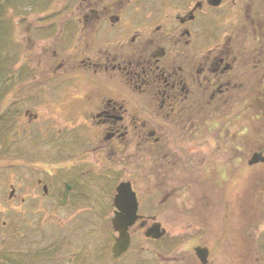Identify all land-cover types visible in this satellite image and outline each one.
<instances>
[{
	"label": "flooded vegetation",
	"instance_id": "flooded-vegetation-1",
	"mask_svg": "<svg viewBox=\"0 0 264 264\" xmlns=\"http://www.w3.org/2000/svg\"><path fill=\"white\" fill-rule=\"evenodd\" d=\"M59 6L17 5L27 46L13 58L14 122L37 167L10 184L14 246L0 264H128L133 243L138 254L151 245L159 263L178 261L177 245L158 243L179 236L167 225L180 194L214 177L240 188L251 177L264 205V0ZM123 183L137 216L128 249L114 255Z\"/></svg>",
	"mask_w": 264,
	"mask_h": 264
},
{
	"label": "rangeland",
	"instance_id": "rangeland-1",
	"mask_svg": "<svg viewBox=\"0 0 264 264\" xmlns=\"http://www.w3.org/2000/svg\"><path fill=\"white\" fill-rule=\"evenodd\" d=\"M43 1L28 0L21 4L22 8L19 10H43L51 5V8L60 7L61 0H53L49 6L47 0ZM17 9L8 4L3 11L7 18H10V21L7 20L4 24L5 39L10 43L5 46L3 56L12 59L0 64V255L5 252L3 261L7 256L12 257L14 246V201L8 199L10 184L16 185L22 180L24 175L21 176V172L26 174L37 167V162L29 160L27 147L22 145H26L27 141H22L24 136L16 133L14 122V113L17 112L18 106L14 105L13 94L18 88V83L13 75V58L18 51L23 54L27 46L19 42L18 32L23 31L25 23L18 28ZM17 64L18 62L15 63V68ZM6 69H9V72ZM25 106H28V103L22 101L20 110ZM45 112L41 110L42 116ZM17 141H21L19 147L15 146ZM228 183V191H225L223 187ZM240 184V180L236 178H229L219 184L218 178L214 177L211 187L199 188L195 185L191 195L180 194L181 207L175 211L178 216L177 223L173 225L170 222L172 225H167L171 235L179 236L172 239L165 237L158 243L161 246L158 248L165 246L170 249L169 246L177 245L181 251L180 260H171L168 264H200L194 254V247L198 243L205 244L209 249L207 264H264V205L260 203L256 184L251 177H245L242 188ZM187 196H190V199ZM55 227L59 226L53 223V228ZM98 228L100 239L103 241L108 229L104 225ZM138 246L139 243H133L131 246V252L128 254V260L131 261L128 264H163L159 263L151 245L145 246L146 250L139 254Z\"/></svg>",
	"mask_w": 264,
	"mask_h": 264
},
{
	"label": "water",
	"instance_id": "water-1",
	"mask_svg": "<svg viewBox=\"0 0 264 264\" xmlns=\"http://www.w3.org/2000/svg\"><path fill=\"white\" fill-rule=\"evenodd\" d=\"M118 195L116 198V203L119 206L121 213H118L116 215V219H118V222L115 224V228L119 231V237H114L115 243L113 245V252L114 255H119L123 252H125L128 249L129 243H130V236L126 232L127 228L130 224L134 222L136 219V211H137V200L134 192L131 190V188L128 186V184H121L118 187ZM122 195H127L126 200L124 201V204L121 205L119 202V197ZM149 234V233H148ZM164 234V231L161 233H157L154 236H161ZM196 254L200 258L201 262L205 264L208 260L209 255V249L208 247H201L197 246L195 247Z\"/></svg>",
	"mask_w": 264,
	"mask_h": 264
},
{
	"label": "trees",
	"instance_id": "trees-1",
	"mask_svg": "<svg viewBox=\"0 0 264 264\" xmlns=\"http://www.w3.org/2000/svg\"><path fill=\"white\" fill-rule=\"evenodd\" d=\"M18 2L22 4V1H18V0H0V64L9 62L10 59H12V58H9V56H3V50L5 46L7 45L9 46V43H10V41L5 39L6 30L4 29V24L6 23L7 20L10 21V18H7L6 13L3 11H5L4 9L6 8V5L8 4H11L15 8H17L16 6L18 5ZM38 2L43 3L44 1L38 0ZM6 70L9 72V69H6Z\"/></svg>",
	"mask_w": 264,
	"mask_h": 264
}]
</instances>
